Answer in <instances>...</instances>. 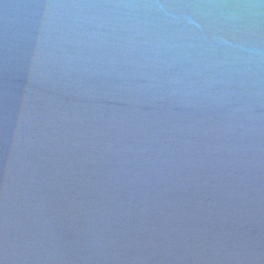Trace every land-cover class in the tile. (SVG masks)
I'll return each mask as SVG.
<instances>
[{"label": "water", "instance_id": "95a60500", "mask_svg": "<svg viewBox=\"0 0 264 264\" xmlns=\"http://www.w3.org/2000/svg\"><path fill=\"white\" fill-rule=\"evenodd\" d=\"M0 264H264V0H0Z\"/></svg>", "mask_w": 264, "mask_h": 264}]
</instances>
